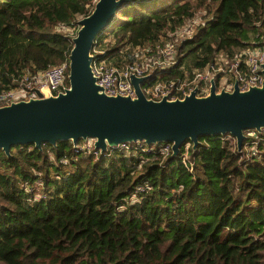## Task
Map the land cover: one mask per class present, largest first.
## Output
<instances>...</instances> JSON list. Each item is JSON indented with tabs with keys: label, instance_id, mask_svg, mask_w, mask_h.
<instances>
[{
	"label": "trees",
	"instance_id": "16d2710c",
	"mask_svg": "<svg viewBox=\"0 0 264 264\" xmlns=\"http://www.w3.org/2000/svg\"><path fill=\"white\" fill-rule=\"evenodd\" d=\"M94 2L0 0V88L68 61L71 36L56 26ZM196 16L176 44L180 75L262 42L264 0H127L97 37L118 64ZM198 139L164 160L161 142L98 156L69 139L0 149V264H264V141Z\"/></svg>",
	"mask_w": 264,
	"mask_h": 264
},
{
	"label": "water",
	"instance_id": "95a60500",
	"mask_svg": "<svg viewBox=\"0 0 264 264\" xmlns=\"http://www.w3.org/2000/svg\"><path fill=\"white\" fill-rule=\"evenodd\" d=\"M127 0H95L93 8L78 18L68 53L67 86L36 97L0 105V149L8 154L11 146L43 142L55 144L69 139L93 138L101 152L121 142L143 140L147 144L170 142L176 155L187 141L195 148L200 135L230 133L240 150L245 129L264 127V81L239 89L216 90L215 79L209 91L197 95L196 88L182 98L147 97L141 84L148 75L130 74L134 95L107 94L96 82L90 52L95 37L108 27L117 9ZM264 74V61L262 62Z\"/></svg>",
	"mask_w": 264,
	"mask_h": 264
},
{
	"label": "built area",
	"instance_id": "2783aa9c",
	"mask_svg": "<svg viewBox=\"0 0 264 264\" xmlns=\"http://www.w3.org/2000/svg\"><path fill=\"white\" fill-rule=\"evenodd\" d=\"M197 17L199 16L191 18L183 26L172 31L170 33L172 37L165 41L145 43L130 48V55L118 64L112 61V57L104 55L106 50L99 44L96 36L90 50L92 54L91 69L96 77V82L107 94L134 95L135 89L130 80V74L148 75L141 84V88L147 97L153 99H160L164 96L168 99L182 98L194 88H196L197 95H204L209 91L211 78L215 79L216 90L222 87L231 89L235 81L241 90L247 89L251 85H261L264 81V74L261 71L264 61V36H261L260 45L240 47L235 49L232 54L219 51L211 62L203 67L195 68L192 75H189L187 71L180 75L172 70L177 61L176 44L179 40L191 37L195 30ZM78 26L77 21L70 25L60 24L56 26V29L72 37ZM117 56L124 58L123 55ZM67 70L68 61H63L50 64L41 70L22 73L14 86L0 88V105L36 97V89H39L43 95L56 93L67 86L65 84ZM244 133L243 143L244 146L248 144L249 149H254L260 140L264 141V127L259 131L248 128ZM128 143H134L143 151H151V146L145 144L143 140L125 141L108 146V148L109 150L111 148L128 149L130 145ZM74 149L75 151L86 149L95 156L101 153L99 148L94 147L93 142L75 145ZM158 151L161 159H166L171 154V143L161 142Z\"/></svg>",
	"mask_w": 264,
	"mask_h": 264
},
{
	"label": "rangeland",
	"instance_id": "374dc122",
	"mask_svg": "<svg viewBox=\"0 0 264 264\" xmlns=\"http://www.w3.org/2000/svg\"><path fill=\"white\" fill-rule=\"evenodd\" d=\"M200 21V17H197V22H199ZM61 31V30H60ZM93 142V138H87L86 140H83V139H81V141H79L76 145H82V144H84V143H92ZM152 144H154V143H152ZM188 144H186V146H187ZM75 146V145H74ZM242 148V147H241ZM250 148V146L248 145V144H245V146H244V149L245 150H247V149H249ZM86 150V149H85ZM109 150V148L107 147V149H106V151H108ZM86 151H89V150H86ZM89 152H91V151H89ZM92 153V152H91ZM183 157H188V153H186V151H184L183 152ZM38 188H39V191L35 194V196H37V195H39V193H40V189H41V185H39L38 186Z\"/></svg>",
	"mask_w": 264,
	"mask_h": 264
}]
</instances>
